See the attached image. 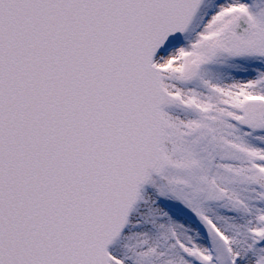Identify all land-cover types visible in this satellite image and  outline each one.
<instances>
[{
    "label": "snow or ice",
    "instance_id": "obj_1",
    "mask_svg": "<svg viewBox=\"0 0 264 264\" xmlns=\"http://www.w3.org/2000/svg\"><path fill=\"white\" fill-rule=\"evenodd\" d=\"M0 264H264V0H0Z\"/></svg>",
    "mask_w": 264,
    "mask_h": 264
}]
</instances>
